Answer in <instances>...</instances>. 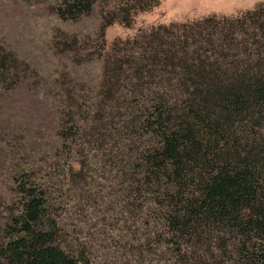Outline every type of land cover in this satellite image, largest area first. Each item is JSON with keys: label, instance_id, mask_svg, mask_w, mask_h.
<instances>
[{"label": "trees", "instance_id": "1", "mask_svg": "<svg viewBox=\"0 0 264 264\" xmlns=\"http://www.w3.org/2000/svg\"><path fill=\"white\" fill-rule=\"evenodd\" d=\"M100 1L122 3L125 24L157 2L59 0L56 15ZM99 37L96 84L43 88L60 146L9 159L0 264H264V1ZM34 74L0 46V92Z\"/></svg>", "mask_w": 264, "mask_h": 264}, {"label": "rangeland", "instance_id": "2", "mask_svg": "<svg viewBox=\"0 0 264 264\" xmlns=\"http://www.w3.org/2000/svg\"><path fill=\"white\" fill-rule=\"evenodd\" d=\"M57 1L0 0V46L35 70L33 81L0 92V202L13 192L4 176L16 167L10 158L50 153L61 144L58 120L43 88L56 87L54 80L60 76L91 86L99 81V55L104 53L101 33L109 47L115 40L158 25L191 23L211 15L236 16L264 0H157L150 9L133 14L127 24L119 22L125 9L119 2L100 1L76 20H62L56 15ZM113 13L117 19L107 24L105 17ZM73 39L75 50L62 44ZM86 52L88 57L80 59L78 55Z\"/></svg>", "mask_w": 264, "mask_h": 264}]
</instances>
